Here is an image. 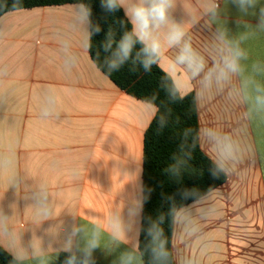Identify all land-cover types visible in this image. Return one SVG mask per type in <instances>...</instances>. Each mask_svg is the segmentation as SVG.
Instances as JSON below:
<instances>
[{"label": "crops", "instance_id": "0c3cea01", "mask_svg": "<svg viewBox=\"0 0 264 264\" xmlns=\"http://www.w3.org/2000/svg\"><path fill=\"white\" fill-rule=\"evenodd\" d=\"M117 2L195 97L200 147L226 177L176 211L175 264H264V0H166L143 40L133 11L152 0ZM90 40L82 4L0 17V247L21 264H144V136L157 108L96 65Z\"/></svg>", "mask_w": 264, "mask_h": 264}, {"label": "trees", "instance_id": "16d2710c", "mask_svg": "<svg viewBox=\"0 0 264 264\" xmlns=\"http://www.w3.org/2000/svg\"><path fill=\"white\" fill-rule=\"evenodd\" d=\"M65 4H82L87 9L90 53L96 65L121 90L157 108L144 136L139 248L144 264H175L172 237L176 211L226 179L200 147L196 99L178 92L159 68L158 56L135 36L117 0H0V17L19 9ZM126 39L131 47L124 57L121 45ZM113 64L117 67H111ZM59 260L62 264H89L87 259L68 254L60 255ZM0 264L21 263L0 247Z\"/></svg>", "mask_w": 264, "mask_h": 264}, {"label": "clouds", "instance_id": "9594fccd", "mask_svg": "<svg viewBox=\"0 0 264 264\" xmlns=\"http://www.w3.org/2000/svg\"><path fill=\"white\" fill-rule=\"evenodd\" d=\"M166 0H152L151 5L149 7L144 6H138L133 11V24L134 28L138 29L139 37L141 40L144 39V37L148 34V30L150 26L153 24L158 25L159 23H163L166 19ZM179 33L173 34L171 37V40L173 42L179 40L180 38ZM131 44L126 41L121 45V51L124 55V57H127L130 51ZM159 45L156 43H153L151 46V52L155 53L158 51ZM227 67L235 71L236 65L234 62H228L226 61ZM111 67L116 68L117 65L113 64ZM148 65L145 64V68L147 69ZM199 68H197V71ZM223 74V73H222ZM71 264V262H69Z\"/></svg>", "mask_w": 264, "mask_h": 264}]
</instances>
